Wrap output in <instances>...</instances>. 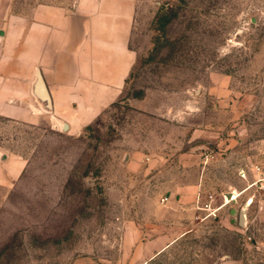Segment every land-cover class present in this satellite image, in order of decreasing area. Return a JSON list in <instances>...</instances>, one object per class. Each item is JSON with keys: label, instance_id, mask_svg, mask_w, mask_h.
Returning a JSON list of instances; mask_svg holds the SVG:
<instances>
[{"label": "rangeland", "instance_id": "obj_1", "mask_svg": "<svg viewBox=\"0 0 264 264\" xmlns=\"http://www.w3.org/2000/svg\"><path fill=\"white\" fill-rule=\"evenodd\" d=\"M132 2L136 62L120 98L79 135L53 113L0 116V151L22 166L0 182V264L86 255L109 264H264L263 190L239 195L217 217L196 202L199 194L220 202L247 187L251 163L264 167V0ZM196 189L191 214L175 217L187 206L177 197L191 200Z\"/></svg>", "mask_w": 264, "mask_h": 264}, {"label": "crops", "instance_id": "obj_2", "mask_svg": "<svg viewBox=\"0 0 264 264\" xmlns=\"http://www.w3.org/2000/svg\"><path fill=\"white\" fill-rule=\"evenodd\" d=\"M134 12L132 0L35 5L0 0V116L24 121L53 113L52 118L66 123L65 130L79 135L120 98L130 77L137 58L130 46ZM38 71L52 112L33 92ZM21 168L18 160L12 162L0 151V182ZM197 192L191 200L177 197L187 206L175 217L191 214L188 203L192 205ZM71 264L109 263L86 255Z\"/></svg>", "mask_w": 264, "mask_h": 264}, {"label": "built area", "instance_id": "obj_3", "mask_svg": "<svg viewBox=\"0 0 264 264\" xmlns=\"http://www.w3.org/2000/svg\"><path fill=\"white\" fill-rule=\"evenodd\" d=\"M249 170L253 172L255 175L253 179L248 180V170L246 168L240 169V176L246 180H248L249 184L244 189L240 190V195H243L250 189L255 188L256 191L259 189L264 191V167H262L260 164L257 163H251L249 166ZM235 191V190H234ZM234 191L229 193H223L221 200H217V198L213 194H209L206 198V200H202L201 194L197 196V209L201 211H207L206 216H213L217 217L218 212L226 207L229 203L232 201H236L237 199H234ZM256 191L255 193L250 194L246 200V206L251 205L255 201L256 197ZM169 197L165 196L162 198V202H168Z\"/></svg>", "mask_w": 264, "mask_h": 264}, {"label": "water", "instance_id": "obj_4", "mask_svg": "<svg viewBox=\"0 0 264 264\" xmlns=\"http://www.w3.org/2000/svg\"><path fill=\"white\" fill-rule=\"evenodd\" d=\"M33 92L43 102L44 109L47 112H52V106H51V102H50L49 92L46 88L43 77L39 71L37 72V75H36V80L34 82ZM53 121H54V124H56V123L59 124L62 127V129H66L67 125L62 120L53 118ZM243 213H244V210H242V214Z\"/></svg>", "mask_w": 264, "mask_h": 264}, {"label": "bare ground", "instance_id": "obj_5", "mask_svg": "<svg viewBox=\"0 0 264 264\" xmlns=\"http://www.w3.org/2000/svg\"><path fill=\"white\" fill-rule=\"evenodd\" d=\"M239 195H240V192H236V193L234 194V199L237 198Z\"/></svg>", "mask_w": 264, "mask_h": 264}]
</instances>
